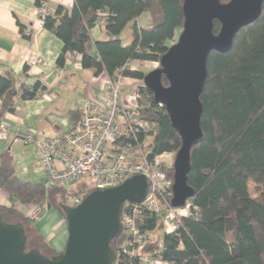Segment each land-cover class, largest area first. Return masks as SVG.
<instances>
[{"label": "trees", "instance_id": "16d2710c", "mask_svg": "<svg viewBox=\"0 0 264 264\" xmlns=\"http://www.w3.org/2000/svg\"><path fill=\"white\" fill-rule=\"evenodd\" d=\"M47 1L35 0V5L40 8ZM182 3L74 0L72 9L60 5L44 16L43 25L63 42L58 66L63 67L70 55L81 54L83 67L93 69L95 75L106 73L111 81L120 76L144 79L146 72L131 69L129 63H160L182 31ZM145 13L151 19L148 27L138 24ZM102 20L107 38L93 40L92 29ZM128 25L132 39L124 43L121 35ZM220 26L215 20V33ZM21 31L24 33L23 26ZM91 41L93 53L87 49ZM164 82L169 83L165 77ZM14 85L12 78L0 75V98ZM41 90L44 86L40 81L33 86L22 85L20 99H34ZM140 92L144 95L141 114L146 126L139 140L144 151L150 150V159L162 154L176 156L181 136L166 108L155 102L148 87L140 86ZM202 102L204 135L192 148L188 175V184L195 192L188 199L192 214L182 219L176 232L165 233L161 217L145 211L138 223L145 235L143 245L135 256H130L123 251L125 234L119 233L111 241L118 256L114 264H143L145 258H158L168 264H264V2L261 16L239 30L230 50L211 52ZM5 107L15 111V105ZM168 175L174 181L173 166ZM0 192L6 193L9 202L0 205V217L23 224L28 239L26 250L39 248L48 257L56 255L27 213L35 206L50 205L65 217L61 206L69 204V198L79 191L19 177L14 155L8 150L0 155ZM80 192L86 195V191ZM167 193L171 202L173 187Z\"/></svg>", "mask_w": 264, "mask_h": 264}, {"label": "water", "instance_id": "95a60500", "mask_svg": "<svg viewBox=\"0 0 264 264\" xmlns=\"http://www.w3.org/2000/svg\"><path fill=\"white\" fill-rule=\"evenodd\" d=\"M263 2L183 0L184 23L177 41L163 54L159 67L144 76L145 86L153 92L155 102L165 106L172 126L181 136L173 164V207L185 206L195 193L188 184V175L192 148L204 135L202 94L209 56L212 51L230 50L239 30L261 16ZM215 20L221 23L217 33ZM148 187V178L138 174L117 186L87 192L77 206L63 204L68 239L65 249L51 257L39 248L27 251L23 224L0 217V264H114L118 256L111 241L122 232V208L126 202H142Z\"/></svg>", "mask_w": 264, "mask_h": 264}, {"label": "built area", "instance_id": "2783aa9c", "mask_svg": "<svg viewBox=\"0 0 264 264\" xmlns=\"http://www.w3.org/2000/svg\"><path fill=\"white\" fill-rule=\"evenodd\" d=\"M38 12L43 23L44 16L54 10L47 1L38 8ZM100 24H104V21ZM43 64L45 60L41 56L27 60L30 67ZM146 64L130 62L129 66L133 70H139ZM123 78L120 76L117 81H109L108 93L102 101L84 99L80 104V119L68 132L55 137L39 138L35 132L24 128L15 133L13 142L34 143L37 146L48 176L47 185L67 186L81 178L92 179L93 185L86 191L89 192L92 188L117 186L134 175H145L149 181L145 199L139 203L126 202L121 213L122 232L125 234L123 251L135 256L145 240L138 225L145 211L161 217L165 233H174L180 227L182 219L192 214L193 207L190 201L183 207L171 205L167 191L173 187V181L168 171L174 162L163 160L170 158L171 154L150 159V150L144 151L143 143L139 140L141 129L146 126L141 114L144 95L140 92V86H145L144 79H137L139 84H133L132 91L122 97ZM42 93L41 90L39 94ZM158 104L164 106L162 103ZM8 137V127L1 124L0 138ZM83 195L80 191L72 195L69 205H79ZM44 208L33 207L27 217L33 221L39 220ZM144 261L148 264H168L158 258H145Z\"/></svg>", "mask_w": 264, "mask_h": 264}, {"label": "crops", "instance_id": "0c3cea01", "mask_svg": "<svg viewBox=\"0 0 264 264\" xmlns=\"http://www.w3.org/2000/svg\"><path fill=\"white\" fill-rule=\"evenodd\" d=\"M48 3L53 10L60 5L72 9L74 0H48ZM92 36L93 40L106 39L104 26L97 24ZM62 49L61 39L44 27L35 0H0V75L12 78L15 84L11 92L0 98V125L9 129V137L0 138V155L10 150L17 175L33 183L48 181L41 153L34 143L13 142L15 133L26 128L39 138H50L68 132L80 119L79 108L84 99L102 101L108 93L110 78L106 73L95 75L93 69L84 68L81 54L70 55L63 67L58 66ZM87 49L95 52L94 41ZM36 56L44 58L45 64L28 66L27 60ZM38 81L44 86L43 93L22 101V85L33 86ZM123 81L122 97L132 91L133 84H139L132 77H124ZM4 105H15V111ZM0 205H9L4 192H0ZM17 207L27 213L22 205ZM33 227L52 251L61 253L65 249L67 221L58 210L45 207Z\"/></svg>", "mask_w": 264, "mask_h": 264}, {"label": "rangeland", "instance_id": "374dc122", "mask_svg": "<svg viewBox=\"0 0 264 264\" xmlns=\"http://www.w3.org/2000/svg\"><path fill=\"white\" fill-rule=\"evenodd\" d=\"M139 26H143V27H148L151 24V19L149 17V13H145L143 14V16L141 17V19L138 22ZM179 34H177V37L175 39V41H177ZM121 38L123 39L124 43H129L132 39V28L130 25H128L125 30L123 31ZM146 64V63H145ZM160 63H147L146 65H143V70L147 73L150 70L159 67ZM126 96V95H125ZM124 96V97H125ZM150 141L149 138L146 139V142L148 143ZM168 158V157H167ZM175 156L174 154H171L170 158L166 159L163 158V160L165 162H174ZM86 183V184H85ZM174 183V181H173ZM70 184L72 185V187L70 186ZM67 188L71 189V190H75V191H88L87 186H89L90 188L93 185V180L92 179H88L86 180L85 178H81L79 181L76 182H71ZM86 185V187H85ZM253 188V185L251 186ZM93 190V189H92ZM87 193V192H86ZM85 196V194L83 195V197ZM160 236L163 237V231H160L159 233Z\"/></svg>", "mask_w": 264, "mask_h": 264}]
</instances>
